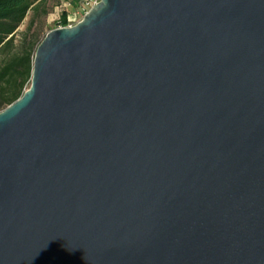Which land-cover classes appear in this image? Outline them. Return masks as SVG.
Segmentation results:
<instances>
[{
    "label": "water",
    "instance_id": "obj_1",
    "mask_svg": "<svg viewBox=\"0 0 264 264\" xmlns=\"http://www.w3.org/2000/svg\"><path fill=\"white\" fill-rule=\"evenodd\" d=\"M0 264H264V0H99L0 111Z\"/></svg>",
    "mask_w": 264,
    "mask_h": 264
},
{
    "label": "trees",
    "instance_id": "obj_2",
    "mask_svg": "<svg viewBox=\"0 0 264 264\" xmlns=\"http://www.w3.org/2000/svg\"><path fill=\"white\" fill-rule=\"evenodd\" d=\"M29 12L32 15L28 25L24 31L18 32ZM49 12V0H0V111L15 101L30 84L34 52L45 36L38 37L36 23ZM65 15L64 11L60 18L63 25Z\"/></svg>",
    "mask_w": 264,
    "mask_h": 264
},
{
    "label": "rangeland",
    "instance_id": "obj_3",
    "mask_svg": "<svg viewBox=\"0 0 264 264\" xmlns=\"http://www.w3.org/2000/svg\"><path fill=\"white\" fill-rule=\"evenodd\" d=\"M74 1L75 0H49L51 12H49L46 16H41L36 23V26H39V38H42L50 30V28L52 29L61 26L74 25L81 20L83 16V13L79 10L81 0H77L76 5H74ZM64 11L66 12L65 25L60 22L61 14ZM31 15L32 13L29 12L23 23L18 28V32L25 30Z\"/></svg>",
    "mask_w": 264,
    "mask_h": 264
},
{
    "label": "built area",
    "instance_id": "obj_4",
    "mask_svg": "<svg viewBox=\"0 0 264 264\" xmlns=\"http://www.w3.org/2000/svg\"><path fill=\"white\" fill-rule=\"evenodd\" d=\"M99 0H81L79 4V10L83 14L86 13L92 6H94ZM71 26V25H68Z\"/></svg>",
    "mask_w": 264,
    "mask_h": 264
}]
</instances>
